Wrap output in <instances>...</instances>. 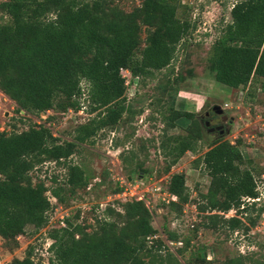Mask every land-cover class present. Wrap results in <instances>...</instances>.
I'll return each mask as SVG.
<instances>
[{
	"label": "trees",
	"instance_id": "obj_1",
	"mask_svg": "<svg viewBox=\"0 0 264 264\" xmlns=\"http://www.w3.org/2000/svg\"><path fill=\"white\" fill-rule=\"evenodd\" d=\"M180 6L173 0H142L140 7L125 12L115 0L0 3L1 13L9 17L8 23L0 24V91L16 103L18 113L39 116L87 108L90 114L97 112L76 128L72 141L65 143H60L46 124L21 133L0 131V237L10 250L19 246V238L29 227L38 233L49 225L54 210L49 193L62 204L64 191L91 185L84 169L70 160L79 145L115 128L131 112L126 105L127 82L122 70L129 71L134 82L171 67L178 46L192 27L179 17ZM231 15L232 23L214 44L210 70L218 83L239 89L255 77L264 79V0H243L233 6ZM143 28L146 45L137 58ZM172 74L173 70L168 76ZM183 80L179 76L174 83ZM171 111L170 125L180 119L191 122L186 134L171 144L170 152L176 156L173 166L187 152L196 151L207 127L194 113ZM201 158L211 178L205 202L198 205L202 226L249 232L255 221L248 213L257 205L260 193L252 172L243 168L240 141H214ZM43 163L64 165L66 183L53 188L44 181L34 183L30 174ZM120 192L117 186L113 194ZM168 192L173 199L171 208L180 210L190 202L184 174L171 175ZM122 205L124 213L113 206L101 211L103 218L96 220L91 231L69 217L62 227L52 229L48 252L54 257L49 264H164L157 257L163 242L150 241L158 231L145 201L136 197ZM230 211L237 215L225 217ZM168 234L170 241H179L178 234ZM33 253L31 247L25 258H14L10 264H44L37 263ZM195 261L205 263L207 258L198 251ZM166 262L180 264L173 255Z\"/></svg>",
	"mask_w": 264,
	"mask_h": 264
},
{
	"label": "rangeland",
	"instance_id": "obj_2",
	"mask_svg": "<svg viewBox=\"0 0 264 264\" xmlns=\"http://www.w3.org/2000/svg\"><path fill=\"white\" fill-rule=\"evenodd\" d=\"M173 1L181 5L179 17L187 19L192 27L178 46L171 67L156 72L152 78L140 77L134 82L129 71H121L127 82L126 105L131 107V112L126 113L115 128L101 131L91 141L79 145L70 160L84 169L91 185L73 192L64 191L65 202L62 204L49 193L54 203L49 225L38 233L29 227L26 235L19 238V246L13 250L0 237V264L25 258L31 247L37 263L49 264V259L54 257L48 252L52 243L49 233L62 227L66 218L86 225L91 231L90 227L95 226L98 218H103L101 211L108 206L124 213L122 203L131 202L133 198L129 196L128 201L115 199L113 192L119 186L120 178L128 180L132 189L139 187L142 200L152 211V224L158 234L150 241L163 242L157 257L164 264H168L166 261L170 255L180 264H264V79L255 77L247 87L234 89L218 83L210 70L214 44L226 26L232 23L233 6L243 0ZM115 5L125 12H132L142 5V0H115ZM8 21L9 17L0 11V24ZM144 30L137 58L146 45ZM179 76L184 80L178 86L174 80ZM83 102L89 107L87 101ZM214 106L222 107V118L213 112ZM17 108L16 103L0 91V131L21 133L31 126L46 124L60 143L72 141L76 128L97 115V112L90 114L87 108L78 112L50 111L32 116L24 111L18 113ZM171 109L194 113L202 126L210 123L204 128V137L198 142L196 151L187 152L173 166L176 156L170 152L171 144L175 138L186 134L185 128L191 122L180 119L174 126L170 125ZM223 117L226 122L222 121ZM218 125L223 127V133L216 128ZM218 140L232 144L240 141L245 161L243 168L249 169L257 182L260 199L248 213L255 221L249 232L202 226L203 215L198 205L205 202L203 196L208 192L211 178L201 157L210 144ZM67 173L64 165L43 163L30 175L34 183L44 181L47 187L53 188L66 183ZM176 173L186 176L190 195V202L180 210L171 208L173 199L168 192L170 177ZM236 215V211H230L225 217ZM243 218L249 223L245 216ZM168 233L178 234L179 241H170ZM186 241H190L189 246ZM198 251L206 256L205 263L195 261Z\"/></svg>",
	"mask_w": 264,
	"mask_h": 264
},
{
	"label": "built area",
	"instance_id": "obj_3",
	"mask_svg": "<svg viewBox=\"0 0 264 264\" xmlns=\"http://www.w3.org/2000/svg\"><path fill=\"white\" fill-rule=\"evenodd\" d=\"M118 183H119L121 192L114 195L115 199H120V200L125 199V201H128L129 199H127V198L129 196L133 199L136 197H138L139 199H142L140 196V193L138 192L139 187H135L134 189H132L131 183L128 180H125L123 178H120L118 180Z\"/></svg>",
	"mask_w": 264,
	"mask_h": 264
},
{
	"label": "water",
	"instance_id": "obj_4",
	"mask_svg": "<svg viewBox=\"0 0 264 264\" xmlns=\"http://www.w3.org/2000/svg\"><path fill=\"white\" fill-rule=\"evenodd\" d=\"M212 110H213V112H215V113H216L217 115H219V116H222V115L224 114V111H223V109H222L221 106H214ZM208 115H209V113L206 114V116H208ZM224 119L226 120V118H224ZM206 126H207V127L210 126V123L207 122V123H206ZM217 129H218L219 131H221V133L224 132L222 126L218 127ZM210 131H211V132H214V129H211Z\"/></svg>",
	"mask_w": 264,
	"mask_h": 264
},
{
	"label": "flooded vegetation",
	"instance_id": "obj_5",
	"mask_svg": "<svg viewBox=\"0 0 264 264\" xmlns=\"http://www.w3.org/2000/svg\"><path fill=\"white\" fill-rule=\"evenodd\" d=\"M209 116V115H208ZM219 117H221L222 118V116H219ZM222 121L223 122H226V120L224 119V117H223V119H222ZM218 127H220L219 125L218 126H216V128H218ZM221 132V131H220Z\"/></svg>",
	"mask_w": 264,
	"mask_h": 264
}]
</instances>
